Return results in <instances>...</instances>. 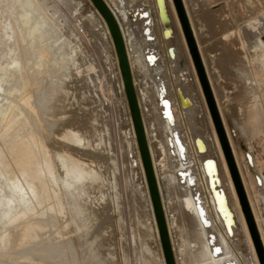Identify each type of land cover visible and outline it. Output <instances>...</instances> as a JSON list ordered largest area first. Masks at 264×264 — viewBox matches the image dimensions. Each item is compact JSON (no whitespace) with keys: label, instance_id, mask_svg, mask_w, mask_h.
I'll return each mask as SVG.
<instances>
[{"label":"rangeland","instance_id":"1","mask_svg":"<svg viewBox=\"0 0 264 264\" xmlns=\"http://www.w3.org/2000/svg\"><path fill=\"white\" fill-rule=\"evenodd\" d=\"M142 1L144 0L136 2L135 6L138 8L137 10L134 9V13H139V11L143 8H146ZM177 2L180 6L187 36L190 35V37L188 36L189 42H191V38L192 43L194 44L192 51L195 56V60L198 58L197 62L200 64L198 68L202 80V74L204 75V81L208 90L207 94L210 95V99L212 101L211 110L213 111L216 127L222 141L226 157L229 161L232 174L241 194V198L243 197L244 200V206L247 214L246 218L248 219L247 221L249 223L252 240L255 245L260 264H264V243L262 240V235L264 236V187L262 186L258 189V186H255L253 176V172L258 171L260 165L262 167L264 160L262 155H257L259 157L256 163L259 165H256L257 169L251 163L247 165L246 161L243 160V153L251 152L252 154L254 145L256 146L260 137H264V62H261V59L257 56L258 52L254 49L257 39L256 34L258 33L259 35V33L264 32V0H229L227 1V5H222L220 7L221 9L217 11L213 10L212 7H214L216 3L219 4L224 2L223 0H187L190 16L193 19L195 27L199 33V40L203 49L206 64L212 77L214 78L213 83H215L217 87H221V90L219 89V91H221L222 99L219 102L221 109H223L222 113L225 116L226 126L230 135L226 132L220 113L217 109L212 89L198 48L196 47L183 2L182 0H177ZM34 17H36L35 20ZM139 23V21L136 22L137 25ZM38 25L41 29L38 28ZM45 25L46 27H44ZM104 29L103 24H101V21L97 17L95 9L89 0H0V79L4 74L10 73V75H6L4 77L7 79L6 81H1L3 88H6L7 97H11L9 101H16L14 102V105L17 106H15V109H23L24 107L23 110H27L26 113L29 114L27 116L28 119L27 122L23 123H28V125H26V129H33L39 137L42 136L41 131L39 130H42L43 133V129H47L46 131L48 133H55L56 136H58V132H62L66 128H72L75 131L79 130V133H77H84L82 135H86L85 132H87V135L91 134L92 136L89 135L92 137L91 139L90 137L88 140L84 139L81 142L82 144L80 143L74 146H76V148L79 147V150L83 151L82 157L84 158L85 156V160L87 157L91 156L88 159L89 162L86 160V165L89 167L87 169L92 172L91 176H93L92 178L91 176H87V182H84L86 178L83 179V182L79 181V185H82L81 183H83L86 187L88 186L86 190H88L91 194H83L84 192H88L85 191V185H83V187L76 184V186L78 185L82 189H78L81 192L79 194L77 193L79 192L77 190L79 187H72L75 188V197L72 196L73 190H67V193L71 195V198H77L70 200L74 202V204L77 200L76 203H79L77 205H80H68L66 208L67 213L70 211L68 215L67 213H58V215H56V211L48 210L46 215L48 214L47 216H51L53 220L51 218H47L46 215L39 216L38 219L42 217V223L41 220H39L40 225H45H39L38 227L30 230V233H28L30 237L28 236L25 240H21L22 237H20V235H18L19 233H17L15 236H12L14 237V241L12 238L11 240L13 242H9L10 245L12 244L11 247L9 243L6 245L7 247L2 244L0 246V264H166L161 241L155 228L156 226L153 211L142 170L140 155L133 136V126L130 118L129 106L125 99L121 78L118 73L119 66L115 57L116 51L112 41H110L105 34ZM12 30L15 31V33H13L14 36H12ZM172 31V45L180 47V58L185 63L187 61V54L181 47L182 41H180L181 39L179 38V33L174 22L172 23ZM23 32L27 37V41H20ZM6 33L9 35H5ZM135 33L139 44L137 46L142 48L144 33L138 28L135 29ZM20 44L23 47L20 46ZM24 47L26 48L25 50L33 53L31 56L32 58L30 57V64L32 67L29 65L31 68H29L28 74L30 75L32 72L33 74H31V76L40 81H37L38 85L35 90H30H37L34 94H32L33 92L30 94V91L28 92L27 90L22 91L20 89L19 91V89H17L20 88V85L17 86L19 84V76L16 74L15 77V74L12 72L13 68L11 63L14 59L19 60L18 58H20L21 55L20 52L24 51ZM156 48L161 49V45H157ZM156 52L159 53V51ZM35 55L36 58L34 59ZM134 57L136 58V56ZM41 58L43 60L40 62ZM230 60L231 63H227L230 62ZM35 62L37 63L35 64ZM230 64L231 66H229ZM242 65H244L247 72L251 73L250 79L252 81L244 77V73L241 72L240 68ZM200 67L202 68V73ZM134 70L139 89L146 91V94L152 93L154 83L157 82L153 71L149 69L144 71L141 65L137 62L135 63ZM176 70H178V67ZM217 72H219L220 76L216 80L215 73ZM180 75L182 76V89L186 92L185 88L188 87V85H193V90L196 92L197 87L195 86L194 74L192 70L186 69L185 74L181 71ZM12 79L14 81L11 85ZM166 79L168 81L167 83L170 85L171 83L169 77ZM15 80L17 81L15 82ZM7 81L10 82L9 86L7 85ZM14 83H16V85H14ZM11 89H14L15 92L17 91L16 93L18 95L16 93L14 94V91ZM41 90L43 92H41ZM21 92L23 94L28 92V94L22 98V95H20L22 94ZM37 92L39 94H37ZM0 93L1 96H4L5 91L3 94L2 92ZM35 93L37 95H35ZM40 93L42 94L40 95ZM149 94H147V100H144V105L146 106L153 105L155 101V97ZM172 95L173 93H171V97ZM18 96H20V98H18ZM30 96L31 98L33 96V100ZM13 97L14 99H12ZM37 97L38 99H44L43 102L47 103L46 105L41 103L44 107L42 114L38 109H36V104H34L35 101H38ZM198 99L199 104L202 107L203 101L201 100L200 95L198 96ZM210 99L209 102L211 103ZM252 107L259 112L260 119L262 120H255L251 113L248 112L249 108ZM197 112L198 111L196 109L188 112V122L191 132L195 134L196 130L198 131V129L204 127L207 132L211 133V126L204 107H202L200 115H197ZM41 115L45 117V121L43 119L44 122L40 120L42 119L40 118ZM158 116V113L154 114L153 111H148L146 119L152 138L154 157L157 161L159 187H161L160 189L162 190V193H164L163 196L165 199L166 211L169 216L172 230L170 240L172 239L171 242L175 246L177 252L175 260L178 264H197L198 259H202L203 256L197 258V256L200 255L199 253H201L200 251H197L198 254L197 252L195 253L199 243L197 241H195V243L192 241L193 235L196 232H192L191 234L187 225L186 217L183 213H181L180 209H178L180 208V200L177 198L179 190L177 189L175 183L170 184L168 182L167 176H171L174 173V169L169 163L166 164V147L163 135L160 131L161 129L157 122ZM21 117L25 116L23 115ZM48 119L50 121H46ZM178 119L180 120L182 130L184 131L185 125L182 122L181 117L179 116ZM45 122H48V124L46 123L45 125ZM76 122H78V124ZM87 123V126L91 125L90 128L84 126ZM67 125H70V127ZM92 126L93 128L96 126V130L91 129ZM218 126L220 127V131ZM84 127L87 128V131ZM53 128H55L56 131ZM184 134L188 137L185 131ZM228 136L231 137L235 149L238 152V157L241 159L242 172L245 175L247 188L251 194L250 203ZM208 140L213 147L210 137ZM103 144H105V146ZM82 145L83 147H81ZM212 154L215 157L218 156L216 149L212 148ZM93 157L99 158L92 159ZM93 161L96 162L94 163L98 167L95 164V166L93 165ZM95 169L96 172H98L97 174H100L99 177L103 174L101 176L102 181H100V183L102 182L100 184L101 189L103 188L105 190V187L108 189V186H110L109 184H113L112 188L110 186L108 189L109 192L105 190L108 192L107 194L103 189L101 190L102 193L98 190H96V193L95 189H93L94 187L92 186L91 181L94 179V175L96 174L95 171H93ZM98 169L101 170L102 174ZM104 174L106 175V178H103ZM103 179L108 182L105 180L103 181ZM103 182L104 185L107 186L103 185L102 187ZM89 183H91V185ZM89 188H91L93 192L89 190ZM97 194L101 196L98 198ZM105 194L107 198L105 197ZM108 194L109 196L111 194L112 198L109 197ZM77 195L80 196L78 197ZM95 196H97L98 199H96ZM80 197V201H82L78 202ZM85 197H89L90 199H85ZM101 197H104L103 200H101ZM85 201L90 202L91 206ZM94 201H97V204ZM81 203L84 206L81 207ZM84 203H87V207H89V209H86V204ZM71 206L77 207L76 209H79L78 207H80L79 210L82 211L81 214L79 213L80 216H85L80 218L79 214L74 213L73 210L75 209ZM105 206L108 207L106 208ZM251 207L253 208L251 209ZM52 213H55L53 214V217ZM253 213L258 218L259 226H257L258 224L255 222L256 220ZM76 216L78 219H75ZM234 217L236 224H238L241 228V222L237 215L234 214ZM45 218L49 221H46ZM89 218L91 221L88 220ZM80 219L84 220L81 221ZM76 220H78L79 223L81 222L80 224L82 225H79V223L77 224ZM54 224H56V226H54ZM84 224H86V230H88L87 226L92 225V230L89 228L90 230H85V232ZM75 228H77V230ZM38 231L42 235H39ZM42 231H45L44 235ZM76 232H78V234ZM87 232H89V238H91L92 240H90L93 242L90 243L91 249L85 246L86 242L84 244L86 236H88L86 235ZM235 233L239 234L243 239L241 248L244 253L245 261L248 264H257V259H255L256 257L254 258L255 255L253 254L252 249H250L249 241L245 232L236 229ZM29 239L31 242H29ZM40 239L42 241H40ZM0 240H2L1 237ZM77 240H79V242ZM82 240L84 241L82 242ZM32 242H34V244ZM48 243L54 244L49 245ZM31 245H35L36 247ZM41 245L42 247L39 249ZM64 245H66V247ZM52 248L54 250H52ZM35 249H37V251H33ZM63 251H65V253ZM194 253L197 254V256L194 255ZM48 254L49 256H46ZM66 258L67 260H65ZM201 259H199V261Z\"/></svg>","mask_w":264,"mask_h":264},{"label":"bare ground","instance_id":"2","mask_svg":"<svg viewBox=\"0 0 264 264\" xmlns=\"http://www.w3.org/2000/svg\"><path fill=\"white\" fill-rule=\"evenodd\" d=\"M89 1L92 3V5L95 9V12L97 14V17L99 18V20L101 21V24H103V27L105 28L104 29L105 34L107 35L108 39L110 41H112V44L114 46L113 38H112V35L110 33V30H109V27H108L106 20L104 19V17L100 13V11L96 8V6L92 2V0H89ZM104 1L111 8L116 19L118 20V23H119V26H120V29H121V32H122V35L124 38V42H125V46H126V50H127V57H128L129 65H130L131 74H132V80H133L134 88H135L137 99H138V104H139L140 111H141L145 135H146L148 147H149L151 158H152L154 171H155V174H156V177L158 180V185H159V176H158L159 174L157 171V161L154 157L152 138H151V134H150V129L148 127L146 114L148 113V111H150V112L153 111L154 114H156V113L159 114L157 122L159 124L160 129H161L160 131L163 135V140H164V144L166 147V156H167L166 157L167 159H165L166 164L169 163L174 169V173L169 177L167 176L168 182L170 184L175 183V185L177 186V189L179 190V193L177 194L178 195L177 198H179V200H180L179 201L180 202V208H178V209H180L181 213H183L184 216L186 217L187 225H188V228H189V231L191 232V234H192V232H196L195 234L193 233L194 239L192 238V241L194 243H195V241H197L199 243V246H198V248H196L195 253L197 251H200L201 253H199V254L201 256L200 255L197 256L198 252H197V254L194 253V255H196L197 258L203 256L202 259L199 258V259H201L200 261L198 259L197 264H248L245 261L244 253H243L242 248H241V244L243 243L242 242L243 239L240 237L239 234L235 233L236 229L242 230L245 232L246 237L249 241L250 249H252V252L255 255L254 258L256 257L255 259H257V262H258L257 264H260L258 254H257L255 245H254L253 240H252V236H251V232H250V228H249V223L247 221L248 219L246 218L247 214H246V210H245V206H244V200H243V197L241 198V194L239 192V189H238L237 184L235 182L234 176L232 174L229 161L226 157V153L224 151V147L222 145V141L220 139V136H219V133H218V130L216 127L213 111L211 110V103L209 102V96H208L207 91L205 89V85L202 81V78H201V75L199 72V68H198L199 65L197 64L198 63L197 60H195V56H194L193 51H192V44L189 42L187 32H186L185 26H184V21L182 19V13L180 11V7L178 5L177 0H151V1L150 0H144L142 2L146 8H143L141 11H139V13H134L135 10L133 11V8L135 7L136 2H138L140 0H104ZM223 1L224 2L219 3L220 5L216 3V5H214V7H212L213 10L217 11V10L221 9L220 7L222 5H225V4L227 5L228 4L227 1H229V0H223ZM182 2L184 5V8H185V11L187 13L188 19H189V23H190L191 30H192V33L194 36L196 47L198 48L202 63L205 67V71H206V74H207V77H208V80H209V83H210V86L212 89V93H213V97H214L217 109L220 113V116H221L223 125L226 129V132H228V134H229V131H228L227 126H226L225 116L222 113L223 109H221V105L219 102L222 99L221 91H219V89L221 90V87L219 88L216 86L215 83H213L214 78L212 77V75L209 71V68L206 64L204 54H203V49L201 47V43L199 40V33L195 27L193 19L190 16L189 9L187 6V0H182ZM212 6H213V4H212ZM39 11H41V10H39ZM35 18L36 17H34V20H35ZM137 21L140 22L138 25L136 24ZM172 21L174 22L175 26L177 27V30L179 33V38L181 39L180 41H182L181 47L184 49V51H186V54H187V58H186L187 61L185 63L180 58V54H179L180 47L179 46L175 47L174 45H172V42H171V39H172L171 34L173 33V31H172V23L173 22ZM44 27H46V25ZM38 28H39V25H38ZM134 28L135 29L138 28L141 31H143V33H144L142 48L137 46L139 44H138L137 39H136V33H135ZM39 29H41V28H39ZM24 32L20 38V41H27L26 40L27 37H26V35H24ZM13 33H15V31H13L12 34ZM5 35H9V34L6 33ZM256 35H257V39H256V44L254 46V49H255V51L258 52L257 56L261 59V62H264V32L259 33V35L257 33ZM12 36H14V34ZM250 43H252V42H250ZM155 45L156 46L161 45V49H157ZM20 46H22V45L20 44ZM18 47H19V45H18ZM114 48H115V46H114ZM25 49L26 48L24 47V51L20 52L21 55L19 54L20 55V58H18L19 60L14 59L11 64H12V68H13L12 72L15 74V77H16V74L19 76V78H18L19 84L17 86L20 85L19 86L20 88H17V89H19V91L21 89L22 91L27 90L29 92L30 90H33V89L35 90L37 85H38V82H40V81H38V79L36 80L35 77L31 76V74H33L32 72L30 75L28 74L29 68L32 67V65L30 64V57L32 56L33 53L29 52L28 50H25ZM115 51H116V49H115ZM156 51H159V53H157ZM134 56H136V58ZM115 57H116L117 64L119 66L118 73H119V76L121 78V83H122V87L124 90L125 99H126L128 106H129L128 97L126 95V90L124 87V81H123V77H122V71L120 69L117 53H116ZM35 58H36V55H35L34 59ZM65 59H67V58H65ZM250 59H251V57H250ZM42 60L43 59L41 58L40 62ZM252 60H253V58H252ZM136 62L141 65V67L144 71L149 69V70L153 71V73L155 74V79L157 82L154 83V88L152 90V93H150V94L147 93V94H149L151 96L153 95L155 97L154 104L151 106L144 105V100H147L146 91H144L143 89H139V87L137 85V79L135 78V74H134V71H135L134 68H135ZM36 63L37 62H35V64ZM227 63H231V60H230V62H227ZM241 64H243V63H241ZM29 65H31V67H29ZM229 66H231V64ZM251 66H252V64H251ZM177 67H178V70H176ZM240 68H241V72L244 73V77H246L247 79H250L251 73H249L245 70L246 68H244V65H242ZM83 69H85V68H83ZM186 69H191L193 74H194L195 86L197 87L196 92L193 90L194 89L193 85L192 86L188 85V87L185 88L186 92L181 87L182 76L180 74H181V71L185 74ZM31 71H33V70H31ZM37 72H38V70H37ZM0 74H1V72H0ZM6 75H10V73L4 74L0 79V92H2V94H3V92L5 91L4 96L2 95L3 97L1 96V93H0V97H2V98H0V237L2 239V240H0V241H2V242H0V246L2 244H4V246H6V245H8L9 242H13L14 237H12V236H15V234H17V233H19L18 235H20V237H22L21 240H23V239L25 240L26 237L28 238V236H29L28 233H30V230H32V229H34L40 225L39 220H41L42 217L39 219H38V217L46 215L48 210L56 211L57 212L56 215H58V213L66 214L67 213V210H66L67 206L74 204V202H72L71 200L75 197L74 194H76V192L74 193L75 188H72V187H75L76 184L79 185L80 184L79 181L83 182L84 178H86L84 182H87L86 181L87 176H91V174H92V172L89 169H87L89 167H87V165H86V160H88L89 157H91V156H89V157L86 156L87 159L85 160L84 159L85 156H84V158L82 157L83 151L79 150L78 146H77L78 148H76V146H74V145L80 144L84 139L88 140L89 137L91 139L92 135L91 134H89L91 136L87 135V132H85L86 135H82L84 133H82V134L80 133L81 134L80 135V134H78L79 130L75 131L72 128L67 129L65 127L66 129L64 131H62V130H61L62 132L57 131L58 134L57 133L56 134L58 136H56L55 133H53V134H51L50 132L48 133L46 131L47 129L46 130L43 129V133H42V130H39V131H41V134H42V136L39 137L38 134L33 129H31V128L26 129V125H28V123L25 124L23 122H27V119H28L27 116L29 114L26 113L27 110H25V111L23 110L24 107H23V109L22 108L15 109L17 106L14 105L15 104L14 102H16V101H14V102H12L13 100L9 101V99L11 97L10 96H9L10 98L7 97L6 88H3L2 84H1L2 80H4V81L7 80L4 78ZM215 76H216V80H217V78L220 76L219 72L215 73ZM168 77H169V80L171 83L170 85L167 83L168 81L166 78H168ZM6 78H8V77H6ZM12 78H14V77H12ZM15 79H17V78H15ZM13 81L14 80L12 79L11 85L13 84L12 83ZM16 81L17 80H15V82ZM250 81H252V80L250 79ZM7 83H8L7 85L9 86L10 82L7 81ZM14 85H16V83H14ZM39 89H41V88H39ZM11 90L14 91V89H11ZM42 90H41V92L44 91V90L43 91ZM36 91H30V94H31V92H33L32 94H34V92H36ZM16 92L14 91L13 93L15 94ZM28 92H26L24 94L21 92L22 94H20V95H22V98H23V96L25 97L28 94ZM171 93H173L172 97H171ZM37 94H39V93L37 92ZM37 94L35 93V95H37ZM41 94L42 93H40V95ZM84 94H85V92H84ZM199 95L201 96V100L203 101L202 107H204V110L206 112L209 124L211 126V133L207 132V130L204 129V127L203 128L201 127V129H198V131L196 130L195 134L193 132H191V130H190V126H189V122H188V114H189L188 112L196 109L198 111L197 115H200V111H201L202 107L199 104V99H198ZM12 96H14V95H12ZM33 96H32V98H33ZM38 97H37L38 101L37 102L35 101V103H34V104H36V106L35 105L34 106L42 114V112H43L42 110L44 109V107H43V105H41V103L45 104V105L47 103L46 102L44 103L43 102L44 99H42V98L38 99ZM18 98H20V96H18ZM30 98H31V96H30ZM12 99H14V97ZM30 104H32V103H30ZM147 104H149V103H147ZM129 110H130V106H129ZM254 110L255 109H253V107H252V108H249L248 112L251 113L252 117H254L255 120H262V119H260L259 112L256 110L254 111ZM40 112H39V115H40ZM44 114H45V112H44ZM46 114H47V112H46ZM23 115L25 117H21ZM179 116L181 117V120L185 125L184 131L186 132L188 137L185 136L184 131L182 130L181 122L178 119ZM38 118H39V116H38ZM40 118H42L40 120L43 121V119L45 117L43 115H41ZM130 118L132 120L131 111H130ZM76 120H78V119H76ZM44 121H45V119H44ZM46 121H50V120L48 119ZM43 122H42V124H43ZM46 123L48 124V122H45V125H46ZM76 123L78 124V122H76ZM76 123H75V125H76ZM60 124H61V122H60ZM36 125H40V124H36ZM56 125H58V124H56ZM72 125H73V123H72ZM87 125H88V123L85 124L84 126L90 128L91 125L90 126H87ZM67 126L70 127V125H67ZM132 126H133V136H134V138H135L134 140L136 142L135 144L137 145V150H138V153L140 155V159H141V163H142V158H141V154L139 151V146H138L136 132H135L134 125H133V120H132ZM95 127L96 126H94V128H93V126H92L91 129L96 130ZM43 128H44V126H43ZM80 128H81V126H80ZM36 129H39V128H36ZM53 129L55 130V128H53ZM86 129L87 128H85V130ZM88 131H89V129H88ZM93 137H94V134H93ZM209 137L212 141L213 147L208 140ZM228 139H230L229 140L230 146H231V149L233 151V154H234L240 175L242 177V181L244 184V188H245L248 200H250L251 194L248 191L247 183L245 181V175L242 172L241 159L238 157V152L235 149V146L231 140V137L228 136ZM90 142H88V143H90ZM88 145H90V144H88ZM103 145L105 146V144H103ZM81 147H83V145ZM212 148L216 149V151L219 152V154H218L219 162H218L217 158L212 154ZM259 152L264 153V137L263 136H262V138L260 137V139L256 143V146L254 145V147H253V153H255V154H253V153L251 154V152L250 153L244 152L243 153L244 154L243 160L246 161L247 165L251 163L256 168L257 167L256 165H258V164H256L258 159H259L258 156L262 155V158L264 160L263 153L260 154ZM83 155H85V154H83ZM98 158L93 157L92 159H98ZM92 159H90V160H92ZM88 162H89V160H88ZM94 162L95 161H93V165L96 163V162L95 163ZM259 162H261V161H259ZM94 168H92V169H94ZM259 168H258V171L253 172L254 183H255L256 187L258 186L257 187L258 189H260L262 186L264 187V163L262 164V167L260 165ZM98 170H100V169H98ZM142 170H143V174H144L147 189H148V184H147V179H146L143 163H142ZM93 171H95L96 174L93 173L95 175H94V179L92 180L93 182L91 181V183H92V186L94 188L92 186L91 187L93 189H95V191L96 190L101 191L103 188L101 189L100 184L102 182L100 183V181H102L101 176L103 174L101 173V170H100V173L102 174L100 176L101 177V179H100V177H99L100 174L99 175L97 174L98 172H96V169ZM92 177L93 176H91V178ZM104 177L106 178L105 174H104L103 178ZM104 180L105 179H103V181ZM105 181H107V180H105ZM77 182H79V183H77ZM91 183H89V184L91 185ZM81 184L82 185H79V186L85 185L83 183H81ZM103 185H104V182L102 184V187H103ZM109 185L112 188L113 184L111 183ZM77 186H76V188H77ZM104 186H107V185H104ZM110 186H108V187L110 188ZM84 188H85V191H88V190H86V188H88V186L86 187V185H85ZM105 188H106L105 190H107L109 192V190H108L109 188L108 189H107V187H105ZM160 188L161 187H159V190H160L161 200H162V204H163V208H164V212H165V216H166L168 233H169V236H171L172 230H171V225H170V221H169V216H168L167 211H166L165 199L163 196L164 193H162V190ZM69 189L73 190V194H72V196H74L73 198H71L70 197L71 195H69V193H67V190H69ZM78 189H81V188L79 187V188H77V190ZM89 190H91L93 192V190L91 188H89ZM105 190H104V192H106V194H107L108 192ZM78 191H79V192H77L78 194L81 193L80 190H78ZM104 192H103V194H104ZM87 193H90V192L89 191L86 193L84 192L83 194H87ZM96 193H97V191H96ZM101 193H102V191H101ZM148 193H149V189H148ZM106 194H105V197H106ZM94 195H96V194H94ZM77 196L79 197L80 195H77ZM88 196H89V194H88ZM97 196L99 198V196H101V195L97 194ZM97 196H95L96 199H98ZM108 196H109V194H108ZM111 196L112 195L110 194L109 197H111ZM81 197L84 198L83 196H81ZM81 197L78 199V202L82 201V200L80 201ZM95 197H94V199H95ZM149 197H150V194H149ZM87 198H89V197H87ZM87 198L85 197V199H87ZM103 198L101 200H103ZM74 199H77V198H74ZM94 199H91V200H94ZM99 200H97V201H99ZM87 201H85V202H87ZM97 201H94V202L96 203ZM76 202H77V200H76ZM76 202H75L76 205L79 204ZM104 202H105V200H104ZM150 202H151V198H150ZM250 202H251V200L249 201V203ZM87 203H89V205H90V202H87ZM87 203H84V204H86V206H85L86 209H89V207H87L88 206ZM77 206H80V205H77ZM82 206H84V205L82 204L81 207ZM250 206H251V204H250ZM72 208L75 209V210H73L75 214L76 213L81 214L82 211L79 210L80 207H78L79 209H76L77 207H72ZM151 208L153 211V216H154V221H155V226H156L155 228H156V230L158 232V236H159L158 226L156 223L154 210L152 207V202H151ZM252 208L253 207H251V209ZM69 210H70V208H69ZM92 211H94V210H92ZM71 212H72V210H71ZM85 212H87V211H85ZM94 212H96V211H94ZM252 212H253V210H252ZM69 213H70V211H69ZM69 213H67V215ZM53 214H55V213H52V217H53ZM60 214H59V216H60ZM80 214H79V216H80ZM234 214H236L238 219L240 220L241 228L238 226V224H236ZM49 215H51V214H49ZM87 215H89V214H87ZM87 215H86V218H87ZM82 216H85V215H81L80 218ZM253 216L255 217V220H256L255 222H257V224H258L257 226H259V221H258L257 216H255L254 213H253ZM98 217H99V215H98ZM47 218H51V216L50 217L47 216ZM47 218H45V220L49 221V220H47ZM67 218H68V216H67ZM69 219H70V216H69ZM75 219H78L77 216ZM83 220H81V221H83ZM88 220L91 221L90 218ZM88 220H86V221H88ZM76 221H77L76 223L78 224L79 221L78 220H76ZM41 223H42V220H41ZM80 223H79V225H82ZM42 225H45V224H42ZM42 225H40V226H42ZM84 225H85V229H84V231H85L86 230V224H84ZM54 226H56V224H54ZM91 226L92 225L87 226L88 230L93 228V226L92 227ZM43 227H47V226H43ZM72 229H73V227H72ZM75 229L77 230V228H75ZM88 230H86V231H88ZM80 231H81V228H80ZM44 232L42 231L43 235H44ZM78 232H76V233L78 234ZM88 233L89 232H87V234H86V235H88V236H86V239H85L86 241L82 240V242L84 241V244L86 242L85 246L90 248V243L92 242L91 241L92 239L89 238L90 234H88ZM94 233H95V231H94ZM40 234L41 233L39 232V235ZM93 236H94V234H93ZM12 238H13V241L11 240ZM159 238H160V236H159ZM38 239H39V237H38ZM67 239H69V238H67ZM262 240L264 243V236L263 235H262ZM40 241H42V240L40 239ZM77 241L79 242V240H77ZM29 242H31L30 239H29ZM32 243L34 244V242H32ZM36 243H37V241H36ZM43 243H45V242H43ZM51 244H54V243H51ZM51 244H49V245H51ZM72 244H73V242H72ZM171 244H172L174 256L176 257L177 252H176L175 246L173 245L172 242H171ZM9 245H10V243H9ZM11 245H10V247H11ZM55 245H56V242H55ZM26 246H27V243H26ZM31 246H33V245H31ZM36 246H38V245H36ZM64 246L66 247V245H64ZM41 247H42V245L40 246L39 249H41ZM44 248H45V246H44ZM58 248H59V246H58ZM42 250H43V248H42ZM52 250H54V249L52 248ZM29 251H31V250H29ZM33 251H37V249H35ZM63 252L65 253V251H63ZM92 253H94V252H92ZM94 254H92V255H94ZM21 255H22V253H21ZM40 255H42V254H40ZM37 256H39V255H37ZM46 256H49V254ZM196 256H193V257H196ZM54 257H55V255H54ZM98 258H99V256H98ZM93 259H94V256H93ZM65 260H67V258ZM92 261H94V260H92ZM4 262H6V261H4ZM175 262H176V264H178L176 260H175ZM80 263H81V261H80ZM165 263H166V260H165Z\"/></svg>","mask_w":264,"mask_h":264},{"label":"water","instance_id":"3","mask_svg":"<svg viewBox=\"0 0 264 264\" xmlns=\"http://www.w3.org/2000/svg\"><path fill=\"white\" fill-rule=\"evenodd\" d=\"M92 2L94 3L96 8L100 11L102 16L106 20L110 33L113 38L114 46H115L116 53H117L118 60H119L120 69L122 71L124 87L126 90V95L128 97L133 125H134V129L136 132L139 151H140L141 158H142V163H143V167H144V171H145V175L147 179L149 194H150V198L152 202V207L154 210L156 223L158 226L159 236H160L161 245H162L164 257L166 260V264H176L170 236L168 233L166 216H165V212H164V208H163V204L161 200L158 180H157V177L154 171L152 158H151V154H150V150L148 147L145 130L143 126L141 111H140L136 91H135L133 80H132V74H131L130 65H129V61L127 57V50H126L124 38L121 32L118 20L116 19L113 11L108 6V4L104 0H92ZM188 36L190 37V35ZM190 41H191L190 43L192 44V47L194 48V44L192 43L191 38H190ZM194 53H195V50H194ZM197 61H198V58H197ZM200 70L202 73L201 67H200ZM202 76H203L202 81L208 93V90L206 88V83L204 81V75L202 74ZM209 99H210V95H209ZM211 105H212V101H211ZM218 129L220 131L219 126H218Z\"/></svg>","mask_w":264,"mask_h":264},{"label":"crops","instance_id":"4","mask_svg":"<svg viewBox=\"0 0 264 264\" xmlns=\"http://www.w3.org/2000/svg\"><path fill=\"white\" fill-rule=\"evenodd\" d=\"M137 8H138V7H137V6H135V7L133 8V11H134V9H135V10H137ZM216 153H217V155L219 154V152H217V151H216ZM216 158H217V160H218V162H219V157H218V156H216Z\"/></svg>","mask_w":264,"mask_h":264}]
</instances>
